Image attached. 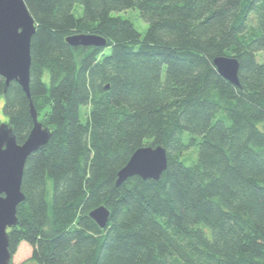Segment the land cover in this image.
Returning <instances> with one entry per match:
<instances>
[{
  "label": "trees",
  "instance_id": "16d2710c",
  "mask_svg": "<svg viewBox=\"0 0 264 264\" xmlns=\"http://www.w3.org/2000/svg\"><path fill=\"white\" fill-rule=\"evenodd\" d=\"M23 1L30 98L0 77V111L19 145L30 103L52 133L25 162L10 253L24 242L33 264H264V0ZM128 9L143 35L112 15ZM77 34L105 44L71 47ZM218 57L238 61V86ZM156 146L159 180L117 185ZM100 206L104 228L89 217Z\"/></svg>",
  "mask_w": 264,
  "mask_h": 264
},
{
  "label": "water",
  "instance_id": "95a60500",
  "mask_svg": "<svg viewBox=\"0 0 264 264\" xmlns=\"http://www.w3.org/2000/svg\"><path fill=\"white\" fill-rule=\"evenodd\" d=\"M35 33V23L23 0H0V77L5 89L16 82L30 98L29 74L31 66L30 42ZM71 47H98L104 39L89 34H77L66 38ZM217 72L230 83L238 86L239 63L234 58L218 57L213 61ZM33 122L24 143L19 145L13 129L0 123V264H10L13 255L9 251L8 230L18 224L17 206L24 200L21 193L23 169L27 158L43 150L51 136L37 120V112L30 103ZM167 168V155L162 146L137 149L125 166L117 173V185L128 178L138 176L142 180H159ZM109 211L100 206L89 213V217L104 228Z\"/></svg>",
  "mask_w": 264,
  "mask_h": 264
},
{
  "label": "rangeland",
  "instance_id": "374dc122",
  "mask_svg": "<svg viewBox=\"0 0 264 264\" xmlns=\"http://www.w3.org/2000/svg\"><path fill=\"white\" fill-rule=\"evenodd\" d=\"M112 15L119 16L121 18L127 19L130 22H132L135 29L141 35H143L147 29V24L141 19L137 10L128 9L119 13H114ZM257 59L261 61L263 59V56L257 54ZM82 111L83 109L81 110V112ZM37 120L39 121L38 117ZM0 122L1 123L5 122V120L3 121V115L1 111H0ZM194 159H195L194 151H189L182 157V160L186 162V164L193 162ZM30 255H31V248L26 243L22 242L19 245L16 253L13 255L10 264H33L30 260Z\"/></svg>",
  "mask_w": 264,
  "mask_h": 264
},
{
  "label": "clouds",
  "instance_id": "9594fccd",
  "mask_svg": "<svg viewBox=\"0 0 264 264\" xmlns=\"http://www.w3.org/2000/svg\"><path fill=\"white\" fill-rule=\"evenodd\" d=\"M258 55H260V56H264V53H259Z\"/></svg>",
  "mask_w": 264,
  "mask_h": 264
}]
</instances>
